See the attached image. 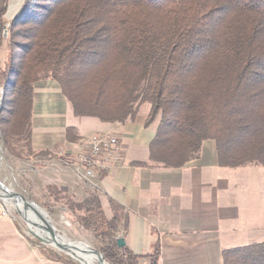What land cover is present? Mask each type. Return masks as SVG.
I'll use <instances>...</instances> for the list:
<instances>
[{"label": "trees", "instance_id": "1", "mask_svg": "<svg viewBox=\"0 0 264 264\" xmlns=\"http://www.w3.org/2000/svg\"><path fill=\"white\" fill-rule=\"evenodd\" d=\"M10 1L0 0V61L8 32L0 132L17 158L13 141L33 151L35 89L53 81L77 117L123 124L148 104L145 127L159 120L150 144L157 166L181 168L199 159L208 141L221 167L264 166V0H25L7 24ZM76 139L69 128L67 140ZM47 190L56 200L69 194L66 187ZM68 201L83 228L109 240L101 249L108 263L141 264L144 256L119 245L117 235L129 228L123 207L109 199V218L97 193ZM39 249L50 261L74 264ZM154 250L157 264L159 246ZM223 260L264 264V242L226 250Z\"/></svg>", "mask_w": 264, "mask_h": 264}, {"label": "crops", "instance_id": "2", "mask_svg": "<svg viewBox=\"0 0 264 264\" xmlns=\"http://www.w3.org/2000/svg\"><path fill=\"white\" fill-rule=\"evenodd\" d=\"M71 107L57 83L37 85L32 150L56 156L48 166L51 184L85 195L89 191L80 187L68 161L95 135L119 139L122 162L91 184L105 212L108 207L112 215L111 199L128 213L124 239L135 254L144 256L141 264H153L150 256L156 246L157 264H224V251L264 242V166L221 167L211 141L203 144L199 159L181 168L157 166L150 161V144L159 122L145 127L149 105L123 124L77 117ZM70 114L82 121L69 125ZM69 128L75 141L67 140Z\"/></svg>", "mask_w": 264, "mask_h": 264}, {"label": "rangeland", "instance_id": "3", "mask_svg": "<svg viewBox=\"0 0 264 264\" xmlns=\"http://www.w3.org/2000/svg\"><path fill=\"white\" fill-rule=\"evenodd\" d=\"M24 2L25 0H11L9 2L4 17L5 23L9 24L16 17ZM6 40L2 43L3 60L0 61V69H3L6 61L8 45ZM147 109V106L144 107L143 112L147 113ZM70 119L69 125L75 124V121H82L75 118L73 114H70ZM158 122L159 120L157 119L154 125ZM87 131L91 132L92 128H87ZM11 144L13 151L20 158L14 156L5 147L0 132V187L4 185L12 193L25 196L34 207H30V205L21 201L22 210L27 213L24 215L15 204L18 199H14V203L0 199V264H65L46 259L41 254L39 246H44L57 253L69 256L74 264H101L89 253L84 257L79 248L74 252V257H72L56 247L58 245L57 242H65L74 246H85L93 252L96 250L101 253V249L110 244L109 240L97 238L91 231L83 228L77 218L81 213L72 212L69 208L68 196L72 201L80 202L97 193L96 188L91 184V181H95V179H87V181L82 177L81 173H77L72 168L77 180L81 183V186H79L86 188L89 193L82 195L80 191L75 193L69 191L67 196L65 194L60 200H56L47 190V186L53 185L50 183L52 178L48 166L56 159V156L45 160L35 157L33 151L29 152V146L24 142L17 143L13 141ZM87 186L94 190L90 191ZM0 191L6 192L3 189H0ZM106 213L109 218L112 217L108 207ZM38 217L45 221L44 229L39 223ZM52 230L56 235H53ZM124 235L125 233L121 231L117 237L124 239ZM26 241L29 245L26 244ZM37 241L40 243L39 246H36ZM23 259H26V261L17 262Z\"/></svg>", "mask_w": 264, "mask_h": 264}, {"label": "built area", "instance_id": "4", "mask_svg": "<svg viewBox=\"0 0 264 264\" xmlns=\"http://www.w3.org/2000/svg\"><path fill=\"white\" fill-rule=\"evenodd\" d=\"M120 149L117 137L98 134L85 140L81 152L68 162L85 180L98 179L104 171L122 162Z\"/></svg>", "mask_w": 264, "mask_h": 264}, {"label": "water", "instance_id": "5", "mask_svg": "<svg viewBox=\"0 0 264 264\" xmlns=\"http://www.w3.org/2000/svg\"><path fill=\"white\" fill-rule=\"evenodd\" d=\"M7 37H8V32L5 31V32H4V39H7ZM0 189H3L4 191H6L7 194H8V196H9V198H5V197L0 193V199H1V200L4 201V199H5V200H9V202L14 203V199H18V200H20V201H23L25 204L30 205V207H34V206L28 201V199H27L25 196H23V195H21V194H14V193H12V192H11L9 189H7L4 185H1ZM52 233H53V235H56L55 232H54L53 230H52ZM36 235H37V234H36ZM37 236H38V235H37ZM119 245H120V246L125 245V241H124L123 239H120V240H119ZM56 247H57L58 250H60V251H62V252H65V253H67L68 255L74 257V252L77 251V249L80 248V247H82V246H74L73 248L69 249V248H67V247H65V246H63V245L58 244ZM93 250H94V249H93ZM94 251H95V253H97V254L101 257L103 263H107V261H106L104 255H103L102 253H99V252L96 251V250H94Z\"/></svg>", "mask_w": 264, "mask_h": 264}, {"label": "bare ground", "instance_id": "6", "mask_svg": "<svg viewBox=\"0 0 264 264\" xmlns=\"http://www.w3.org/2000/svg\"><path fill=\"white\" fill-rule=\"evenodd\" d=\"M0 193L4 196V197H9L8 196V194H7V192H1L0 191ZM16 204V206H17V208H18V210L21 212V213H23L24 215H26L27 213H25L23 210H22V206H21V201L20 200H18V202L17 203H15ZM38 219H39V223H41V226L43 227V229H44V222L45 221H43L41 218H39L38 217ZM43 223V224H42ZM43 234V233H42ZM58 244H62L63 246H68V247H74V245H72V244H67V243H60V242H57ZM77 244V243H76ZM79 249H81V253L84 255V257H85V255L86 254H90L91 256H93L95 259H97V261L98 262H100L101 264H107V263H103V261H102V259H101V257L97 254V253H95V252H93L91 249H89V248H87V247H85V246H82V247H80Z\"/></svg>", "mask_w": 264, "mask_h": 264}]
</instances>
